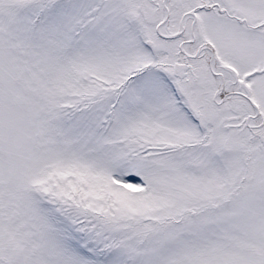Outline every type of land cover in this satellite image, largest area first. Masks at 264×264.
Segmentation results:
<instances>
[{"label":"snow or ice","instance_id":"1","mask_svg":"<svg viewBox=\"0 0 264 264\" xmlns=\"http://www.w3.org/2000/svg\"><path fill=\"white\" fill-rule=\"evenodd\" d=\"M0 264H264V0H0Z\"/></svg>","mask_w":264,"mask_h":264}]
</instances>
